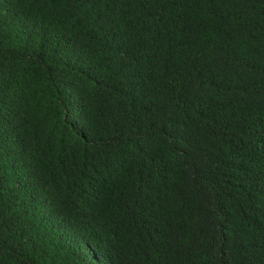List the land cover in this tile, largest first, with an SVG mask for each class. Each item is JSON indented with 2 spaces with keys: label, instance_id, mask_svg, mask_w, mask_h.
Returning <instances> with one entry per match:
<instances>
[{
  "label": "trees",
  "instance_id": "trees-1",
  "mask_svg": "<svg viewBox=\"0 0 264 264\" xmlns=\"http://www.w3.org/2000/svg\"><path fill=\"white\" fill-rule=\"evenodd\" d=\"M263 92L264 0H0V264H264Z\"/></svg>",
  "mask_w": 264,
  "mask_h": 264
},
{
  "label": "clouds",
  "instance_id": "clouds-1",
  "mask_svg": "<svg viewBox=\"0 0 264 264\" xmlns=\"http://www.w3.org/2000/svg\"><path fill=\"white\" fill-rule=\"evenodd\" d=\"M257 103L258 106L254 110L242 111L232 129L233 133L237 134L239 138L240 149L246 154V157H243V161L237 162L241 164V170L233 172L232 175L235 178L238 192L249 194L252 198V200L243 199L245 207L239 213L234 209L232 219L235 222L246 220V211L248 210L246 202H248L256 211L263 226L257 238V244L264 251V92ZM200 205L204 210H207L208 205ZM194 207L187 216L188 225L190 222L191 224L194 222L196 226H205L201 222L204 211L196 212L193 217ZM208 212L214 214L212 209ZM219 213L223 214L221 211ZM225 213L230 217L227 207L225 208ZM208 228L210 227L208 226ZM227 246L228 250L224 253H221L220 249L216 246L214 250L221 257L229 258L232 256V249L229 244ZM225 264H232V261Z\"/></svg>",
  "mask_w": 264,
  "mask_h": 264
}]
</instances>
